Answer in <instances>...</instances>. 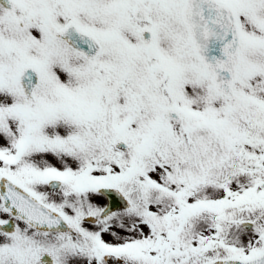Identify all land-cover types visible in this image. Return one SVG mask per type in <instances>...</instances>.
<instances>
[{"label":"snow or ice","instance_id":"snow-or-ice-1","mask_svg":"<svg viewBox=\"0 0 264 264\" xmlns=\"http://www.w3.org/2000/svg\"><path fill=\"white\" fill-rule=\"evenodd\" d=\"M0 264H264V0H0Z\"/></svg>","mask_w":264,"mask_h":264}]
</instances>
